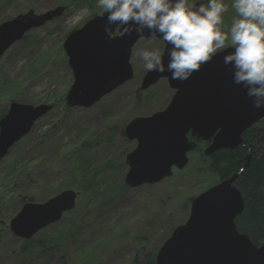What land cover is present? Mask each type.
I'll use <instances>...</instances> for the list:
<instances>
[{
	"label": "rangeland",
	"instance_id": "1",
	"mask_svg": "<svg viewBox=\"0 0 264 264\" xmlns=\"http://www.w3.org/2000/svg\"><path fill=\"white\" fill-rule=\"evenodd\" d=\"M225 2L228 25L234 11L231 0ZM59 6L66 7L63 15L29 30L0 58V116L12 102L53 106L0 162V264H133L157 253L188 219L192 199L223 180L200 176L199 153L192 151L188 165L161 182L126 184L127 155L137 141L126 137L125 127L164 110L175 93L167 79L141 90L147 70L140 52H164L165 43L140 39L131 57L132 80L89 108H67L74 75L63 44L103 12L97 0H0V24ZM67 189L79 193L76 207L32 238L41 250L30 258L21 250L24 240L10 230L11 219L25 203H43Z\"/></svg>",
	"mask_w": 264,
	"mask_h": 264
},
{
	"label": "water",
	"instance_id": "2",
	"mask_svg": "<svg viewBox=\"0 0 264 264\" xmlns=\"http://www.w3.org/2000/svg\"><path fill=\"white\" fill-rule=\"evenodd\" d=\"M65 6L37 15L33 10L0 24V58L32 28L43 26L65 12ZM107 13L99 14L72 31L63 47L74 82L66 102L70 107L89 108L135 76L131 57L137 42L159 34L129 31L122 25L105 31ZM134 27V26H133ZM165 43V42H164ZM165 43L164 61L167 64ZM167 79L175 91L169 105L146 117H136L125 127V135L137 141L127 155L130 187L156 184L184 169L197 141L210 142L209 157L222 149L244 145L243 134L264 118V109L253 107L242 85L233 82L232 68L218 54L186 81L171 79L168 72L147 71L141 90ZM52 105L12 102L0 118V162ZM195 138L190 140L189 138ZM250 154L247 155V164ZM235 173L191 201L188 219L178 225L157 251L156 264H264V243L256 245L239 232L236 218L244 210L241 191L234 185ZM79 193L67 189L43 203L27 202L10 221L12 233L31 240L40 230L59 222L76 207Z\"/></svg>",
	"mask_w": 264,
	"mask_h": 264
},
{
	"label": "clouds",
	"instance_id": "3",
	"mask_svg": "<svg viewBox=\"0 0 264 264\" xmlns=\"http://www.w3.org/2000/svg\"><path fill=\"white\" fill-rule=\"evenodd\" d=\"M107 13L105 31L122 25L129 31L159 34L170 47L140 52L147 71L168 72L186 81L218 54L232 68L233 82L242 85L253 107L264 109V0H231L234 15L225 24V0H97ZM134 26V27H133Z\"/></svg>",
	"mask_w": 264,
	"mask_h": 264
},
{
	"label": "trees",
	"instance_id": "4",
	"mask_svg": "<svg viewBox=\"0 0 264 264\" xmlns=\"http://www.w3.org/2000/svg\"><path fill=\"white\" fill-rule=\"evenodd\" d=\"M243 138L244 145L234 150H219L210 157L203 155L202 145L206 143L199 141L193 153H199L197 168L203 172L200 176L212 177L210 174H213L221 181L238 173L234 185L242 193L244 210L235 222L239 232L246 234L256 245H261L264 243V118L250 127ZM248 154L250 161L245 165ZM36 249L41 250V246L35 247L32 239L23 241L21 250L30 258L36 255ZM156 254L150 252L143 260L136 257L133 264H156Z\"/></svg>",
	"mask_w": 264,
	"mask_h": 264
},
{
	"label": "flooded vegetation",
	"instance_id": "5",
	"mask_svg": "<svg viewBox=\"0 0 264 264\" xmlns=\"http://www.w3.org/2000/svg\"><path fill=\"white\" fill-rule=\"evenodd\" d=\"M190 136V135H189ZM190 140H194V138H190ZM204 142V141H203ZM206 143V147L210 144V142H204Z\"/></svg>",
	"mask_w": 264,
	"mask_h": 264
}]
</instances>
